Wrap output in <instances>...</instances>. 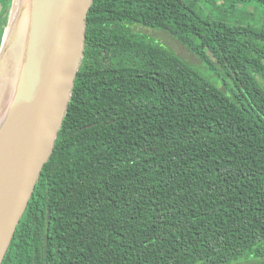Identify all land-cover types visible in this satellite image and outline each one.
<instances>
[{"label": "trees", "instance_id": "obj_1", "mask_svg": "<svg viewBox=\"0 0 264 264\" xmlns=\"http://www.w3.org/2000/svg\"><path fill=\"white\" fill-rule=\"evenodd\" d=\"M135 25L219 65L232 92ZM2 264H264V23L203 19L187 0H93L53 153Z\"/></svg>", "mask_w": 264, "mask_h": 264}, {"label": "water", "instance_id": "obj_2", "mask_svg": "<svg viewBox=\"0 0 264 264\" xmlns=\"http://www.w3.org/2000/svg\"><path fill=\"white\" fill-rule=\"evenodd\" d=\"M92 3L11 0L0 41V264L53 153Z\"/></svg>", "mask_w": 264, "mask_h": 264}, {"label": "rangeland", "instance_id": "obj_3", "mask_svg": "<svg viewBox=\"0 0 264 264\" xmlns=\"http://www.w3.org/2000/svg\"><path fill=\"white\" fill-rule=\"evenodd\" d=\"M194 3L195 13L203 19L213 21H223L227 24L251 25L259 28L264 23V7L256 2H248L244 0H187ZM234 2L235 8L229 9V4ZM7 25V24H6ZM6 27V26H5ZM137 32L145 34L162 46L171 50L174 54L187 62L192 68L208 78L214 85L228 94L234 89L232 79L227 75L226 71L219 65L215 69L208 68L200 59L191 53L186 47L176 41L167 32L135 25L133 27ZM5 30V29H4Z\"/></svg>", "mask_w": 264, "mask_h": 264}, {"label": "flooded vegetation", "instance_id": "obj_4", "mask_svg": "<svg viewBox=\"0 0 264 264\" xmlns=\"http://www.w3.org/2000/svg\"><path fill=\"white\" fill-rule=\"evenodd\" d=\"M6 24H7V21L4 23L3 9H1V12H0V36L1 38H2Z\"/></svg>", "mask_w": 264, "mask_h": 264}]
</instances>
